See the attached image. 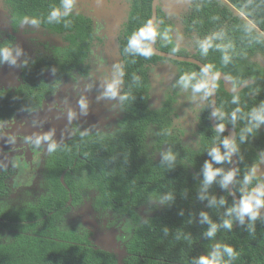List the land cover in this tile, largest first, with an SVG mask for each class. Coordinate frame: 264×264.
Listing matches in <instances>:
<instances>
[{"label": "trees", "instance_id": "obj_1", "mask_svg": "<svg viewBox=\"0 0 264 264\" xmlns=\"http://www.w3.org/2000/svg\"><path fill=\"white\" fill-rule=\"evenodd\" d=\"M74 1L5 0L14 31L35 23L62 43L27 62L17 86L0 87V123L40 109L63 82L87 72L96 35L92 20L73 10ZM157 12L156 46L186 55L176 50L159 6ZM151 13L152 0H129L118 39L123 115L116 128L74 132L52 148L40 202L0 211V227L16 230L11 241L0 242V264H264V196L259 193L254 203L261 211L240 222V206L227 188V133L211 124L205 74L194 63L150 51ZM183 24L196 38L191 56L214 74L216 121L236 131L234 189L250 198L253 186L264 183V0H193ZM4 49L1 42L0 53ZM162 59L178 65L176 82H194L188 74L197 72L205 83L208 97L196 117L194 144L173 125V92L152 106L150 68ZM15 173L12 167L0 171V196L10 194ZM89 194L95 209L131 221L122 258L96 246L89 232L74 235L58 227Z\"/></svg>", "mask_w": 264, "mask_h": 264}, {"label": "rangeland", "instance_id": "obj_2", "mask_svg": "<svg viewBox=\"0 0 264 264\" xmlns=\"http://www.w3.org/2000/svg\"><path fill=\"white\" fill-rule=\"evenodd\" d=\"M192 5L193 0H160L159 4V12H163V19L171 24V35L177 45L176 50L184 49L180 52L186 55H193L196 38L185 33L182 18ZM74 10L85 12L93 16V19H96L97 12H104L109 15V19L115 18V30H118L127 19L129 0H76ZM107 20L108 16L95 20L97 31L106 26ZM19 27L14 39H8L7 32L11 31L8 14L0 4V41L8 39L10 42L0 61L1 87L10 88L18 85L24 64L46 51L47 47L60 41L56 35L35 23L27 22V25L23 23ZM97 50H99L98 46L94 48L93 53ZM113 55L116 58L115 90L118 93L121 87L119 69L121 57L117 44L113 48ZM97 58V54L94 53L90 59L93 68ZM177 73L178 65L170 59H162L151 66V103L152 106L157 107L167 93L173 92L176 95L173 125L176 130L182 131L187 143L194 144L196 117L199 109L206 103L208 93L199 73H189L188 79H193L194 82L188 81L185 84L176 82ZM224 82L227 87H231L229 80L224 79ZM62 91L57 98L54 94L47 96L41 109L17 113L0 123V171L6 166H14L17 169V174L11 180L10 194L0 196V211L14 213V210L26 208L31 200H36L37 196L44 192L46 161L52 148L65 140L70 133L75 130L111 131L122 115V108L117 97L113 104L105 109L104 116L83 114L84 118H78L76 109L73 107L66 109L63 106L66 105L64 103L66 96ZM68 97L70 98L69 93ZM153 143L154 128L152 127L148 138L150 150ZM260 211L261 207L255 204L248 206L247 210L240 207L239 221L243 222L249 215ZM83 225L94 230L97 243L107 248L112 247V243H116V246L122 249L127 237L125 232L124 234L122 232L130 230V223L128 224L127 220L111 213L96 212L87 203L68 214L62 228L67 232L78 234ZM11 238L9 229L0 228V242L5 243Z\"/></svg>", "mask_w": 264, "mask_h": 264}, {"label": "flooded vegetation", "instance_id": "obj_3", "mask_svg": "<svg viewBox=\"0 0 264 264\" xmlns=\"http://www.w3.org/2000/svg\"><path fill=\"white\" fill-rule=\"evenodd\" d=\"M75 1H74V4H73V10H74ZM0 4L7 11L8 19H9V25H10V28H11V31L7 32V38L8 39L9 38L10 39H14V37L17 35L16 34L17 30L14 31L12 29L8 5L5 3V0H1ZM75 12L82 13V14L88 16L92 20L94 33L96 35V40L93 43V46L91 48V52H90V56H89V60H88L87 72L84 75L74 76V77L66 80L52 94H54L55 98H57L58 94L64 88L63 91H65V92L62 91V93H64L65 96H66V100L64 101V103L66 105H63V106L66 109L71 108V107L76 109L77 110L76 111L77 112L76 113V117H78V118H84L83 114L85 116L89 115V114L90 115L94 114L95 116H99V117L100 116H104L105 109L109 108L113 104L112 102H114L116 100V98L118 97L119 98V103H120L121 108H122V115H123V107H122V104H121V92H122V82H123L122 81V71H121V67H120V64H119L121 87H120L119 92L117 93L116 90H115L116 89V84H117L116 74L114 72V67H115L114 63H116V58L113 55V48L116 46V44L118 45V39H119V35H120V32H121V28H122L123 23L126 20L122 23V25L119 27L118 30H115V26H116L115 18L110 17V19H109V15L104 13V12H102V13L101 12H97V15L95 16L96 19H93V16H91V15L85 13V12H81V11H75ZM105 16H108V20H107L106 26L103 29H101L100 31L99 30L97 31L96 21L95 20H97V19L100 20L101 18H103ZM182 20H183V18H182ZM28 23H30V22H28ZM25 24L27 25V22H25ZM18 29H20V27H18ZM57 38L60 39L59 37H57ZM8 39L0 41V43L1 42L5 43V49H6L7 46H10L9 45L10 42H9ZM61 43H62V41L60 39L59 43H57V44H61ZM96 46L99 47V50L95 51L94 53L97 54L98 58H97L96 64H95L96 66L94 65V68H93L90 59H91L92 55L94 54L93 50H94V48ZM118 48H119V45H118ZM4 50H2L1 53H0V61L2 59V55H3ZM44 52H46V51H44ZM44 52H42V53H44ZM20 79H21V75H20ZM3 88H5V87H3ZM10 88H13V87H10ZM68 93L70 94V98L68 97ZM122 115H121V117H122ZM121 117H120V119H121ZM119 120H118V122H119ZM118 122H117V124H118ZM117 124H116V126H117ZM92 131H103V130H91V131H88V132H81V133H90ZM74 132H80V131H78V130L73 131L62 142H64L67 139H69ZM28 153H29V150H28ZM6 167H12V168H14L16 170V173L11 178H9V180H8L9 185H11L12 184L11 180L17 174V169L14 166H6ZM44 185H45L44 186V192L41 193L39 196H37L36 200H34V201L31 200L30 201L31 202L30 205H28L26 208H30L33 205H35L38 202H40L41 197L45 194V191H46V181H45ZM92 196H93V194H89L88 196H85L83 198L82 202H80L77 205L72 206L70 208V210L68 211V213L64 216V220L60 224H58V227L61 230H64L62 228V224L66 220V217L68 216V214L73 213V211L75 209L81 208L86 203L89 204L90 207L96 212H99V213H111V214L115 215L118 218L120 217L122 219L127 220L128 224L130 223V225H131V221L128 220L127 218H125V217L116 215V214H114L112 212L95 209L93 207V204H92ZM23 209H25V208H23ZM16 211H19V210H14V212H16ZM4 213H13V212H4ZM76 227H79V226H76ZM0 228L9 229L11 234H12V236H13V232L16 231L15 229H11L10 227H7V226L6 227L1 226ZM80 228H82V230H80L78 234L77 233H73V234L74 235H76V234L80 235L83 232H89L91 234L90 238L92 239V241L94 242V244L96 246H98L100 248H103V249H106V250L114 251L119 258H122L123 255L125 254V242H126L127 237L124 240L122 249L117 247L116 243H112V247H108L107 248V247H103V246H101L100 244L97 243V241L94 238V233H95L94 230L90 229L89 227H87L85 225H83ZM121 229H123V228H121ZM124 232L128 236L129 231L125 230V231L122 232V234H124ZM11 240H12V238H11ZM5 242H9V241H5Z\"/></svg>", "mask_w": 264, "mask_h": 264}, {"label": "water", "instance_id": "obj_4", "mask_svg": "<svg viewBox=\"0 0 264 264\" xmlns=\"http://www.w3.org/2000/svg\"><path fill=\"white\" fill-rule=\"evenodd\" d=\"M159 4H160V0H152V13L148 23V31L150 36L149 49L155 55L165 58H171L178 61L194 63L203 70L209 88L211 124L215 130L227 133V137L225 139V146L231 155V163L229 168L230 175L227 181L228 192L231 195V197L234 199V201L237 202L241 208H245V205L248 206L253 205L254 203H256L258 199L259 193H262L264 196V183L263 182L256 183L251 190L250 198L247 199L240 197L234 189V182L237 173L238 157L235 150L233 149L232 141L235 138L236 131L233 127L227 125H220L216 121L217 97H216V89L214 85V74L209 70L206 64H204L201 60L197 59L196 57L165 51L159 49L156 46L155 24L157 21V15H158L157 8Z\"/></svg>", "mask_w": 264, "mask_h": 264}, {"label": "clouds", "instance_id": "obj_5", "mask_svg": "<svg viewBox=\"0 0 264 264\" xmlns=\"http://www.w3.org/2000/svg\"><path fill=\"white\" fill-rule=\"evenodd\" d=\"M247 208H248V205H245V210H247Z\"/></svg>", "mask_w": 264, "mask_h": 264}]
</instances>
